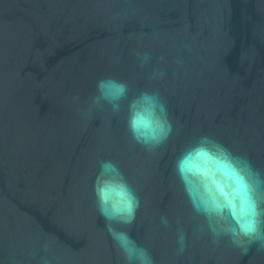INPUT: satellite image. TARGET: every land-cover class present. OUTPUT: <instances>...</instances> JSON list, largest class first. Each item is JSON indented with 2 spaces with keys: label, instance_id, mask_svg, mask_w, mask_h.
<instances>
[{
  "label": "water",
  "instance_id": "obj_1",
  "mask_svg": "<svg viewBox=\"0 0 264 264\" xmlns=\"http://www.w3.org/2000/svg\"><path fill=\"white\" fill-rule=\"evenodd\" d=\"M0 0V259L8 264L48 240L56 264H117L103 221L89 207L99 159L118 162L144 200L149 220L187 212L171 161L182 144L212 133L264 168V0ZM143 24V28L141 25ZM155 29L167 47L150 35ZM183 45H188L186 49ZM179 52L168 79L149 82L130 49ZM123 62L112 65L109 58ZM158 88L175 122L174 137L153 155L132 146L121 125L79 110L104 74ZM174 226L148 242L156 264H264L206 238L176 257ZM32 264H35L33 261Z\"/></svg>",
  "mask_w": 264,
  "mask_h": 264
},
{
  "label": "clouds",
  "instance_id": "obj_2",
  "mask_svg": "<svg viewBox=\"0 0 264 264\" xmlns=\"http://www.w3.org/2000/svg\"><path fill=\"white\" fill-rule=\"evenodd\" d=\"M123 2L126 7L120 15L134 16L132 0ZM134 35L138 42L150 35L161 47H167L155 29L150 34L141 30ZM129 51L137 72L153 83L168 79L170 67L182 64L180 53L171 50L154 55L150 47L137 46ZM109 62L120 65L123 58L113 55ZM94 113L102 114L107 123L117 121L126 141L147 155L155 154L175 135V122L160 90L138 87L131 76H99L79 110L81 119ZM171 175L187 219L162 213L149 220L141 235V218L148 216L144 200L118 162L97 160L88 188L89 207L103 221V232L117 253V264H156L148 242L154 234L173 226L176 257L185 254L190 239L199 238H206L213 246L224 243L241 254L252 247L264 252V168L255 166L246 153L212 133L200 132L190 136L175 153ZM33 261L56 264L48 240L29 245L22 259L15 249L8 257V264ZM0 264L5 261L0 259Z\"/></svg>",
  "mask_w": 264,
  "mask_h": 264
}]
</instances>
